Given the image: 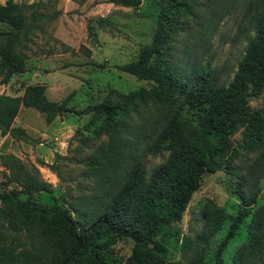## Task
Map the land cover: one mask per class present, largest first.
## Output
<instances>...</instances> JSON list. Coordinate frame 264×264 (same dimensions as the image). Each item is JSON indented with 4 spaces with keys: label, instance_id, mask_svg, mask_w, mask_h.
Masks as SVG:
<instances>
[{
    "label": "trees",
    "instance_id": "1",
    "mask_svg": "<svg viewBox=\"0 0 264 264\" xmlns=\"http://www.w3.org/2000/svg\"><path fill=\"white\" fill-rule=\"evenodd\" d=\"M107 1L124 8L141 3ZM158 5L151 43L134 61L118 67L150 82L148 89L126 94L109 90L98 105L83 110L48 101L40 83L25 86L17 97L0 95L1 135L17 140L14 135L21 130L12 124L18 111L27 108L40 114L46 125L64 113L89 114L76 132V160L98 141L79 157L92 179L87 193L67 199L62 195L49 205L32 198L34 193H51L48 184L14 156L0 157L7 183L15 185L0 193V264H223L222 253L242 226L245 239L234 250L231 264H264V204L253 208L264 167L239 176L232 166L238 155L230 143L232 134L242 129L239 147L246 153H264V108L247 106L264 88V5L250 18L252 35L226 85L195 63L172 60V43L181 32L182 18L193 16L195 0H160ZM35 9L36 4L13 0L0 4V84L25 72L20 48L34 28ZM183 105L198 112L195 125L179 117ZM162 153L166 160L147 176L144 157ZM218 171L237 177L232 194L239 205L215 247L213 262L205 259L209 241L226 220L224 210L215 206L201 210L202 226L194 239L182 235L178 241L183 263L164 261L161 240L178 239L175 224L202 175ZM117 245L129 247L127 257L117 252Z\"/></svg>",
    "mask_w": 264,
    "mask_h": 264
},
{
    "label": "rangeland",
    "instance_id": "2",
    "mask_svg": "<svg viewBox=\"0 0 264 264\" xmlns=\"http://www.w3.org/2000/svg\"><path fill=\"white\" fill-rule=\"evenodd\" d=\"M13 1L25 5L36 4L38 16L27 40L21 43L20 53L24 59L25 72L13 75L7 84H0V95L20 96L25 86L38 82L45 85L44 96L48 101V98L60 99L53 103H61L73 110H83L98 105L109 90L126 94L150 87V82L122 73L118 67L134 61L140 49L151 43L160 0H141L137 8L113 6L107 0ZM4 2L0 0V4ZM195 4L193 16L182 18L181 32L172 43V60L195 63L196 66L212 71L218 83L226 85L232 79L237 62L243 56L244 47L252 35L250 18L264 5V0H195ZM34 73L39 78H33ZM247 106L254 111L263 110L264 88L258 97L248 101ZM29 111L33 114L28 118L20 112L14 119V125H23L22 120L26 118L31 127L37 129L41 126L43 118L40 114L32 109ZM149 112L152 111L149 109ZM141 114L144 116L143 111ZM178 115L185 123L195 125L198 112L183 105ZM61 116L64 117L61 119ZM58 117L61 123H65V135L61 140L62 146H55L58 149L56 153L39 158L24 152L13 143L9 147L20 153L18 160L30 174L50 186L51 193L32 195L33 200L40 205H49L53 198L62 195L66 196L65 199L84 195L92 184L85 167L79 163V157L87 155L98 141L91 142L88 149L76 155L77 160L72 158L78 140L76 132L82 130L89 114L76 116L64 113ZM241 130L237 129L230 137L231 148L238 155L232 166L237 168L239 176L246 177L251 170L260 169L262 165L264 167V153L244 152L239 147ZM20 132L14 138L27 141L25 133L22 130ZM42 142L43 148L53 147L47 138ZM7 146L5 144L0 148V157L9 155ZM166 158V153L145 156L143 162L147 176ZM236 182V176L222 171L202 175L198 190L192 194L181 220L175 224L180 236L177 240H161L165 248L164 261L183 263L178 241L182 235L194 239L202 226L201 210L215 206L224 210L226 220L221 230L209 241L205 259L208 263L213 262L215 247L223 238L239 205L232 194ZM14 188L15 185L7 183V172L2 168L0 160V193ZM24 198V195H20L21 200ZM263 204L264 175L258 182V194L253 208ZM247 221L248 218L244 225ZM244 239L242 226L224 249L223 264H231L234 250ZM116 250L124 257L129 254L128 246L117 245Z\"/></svg>",
    "mask_w": 264,
    "mask_h": 264
},
{
    "label": "crops",
    "instance_id": "3",
    "mask_svg": "<svg viewBox=\"0 0 264 264\" xmlns=\"http://www.w3.org/2000/svg\"><path fill=\"white\" fill-rule=\"evenodd\" d=\"M33 78H39V75L34 73L33 74ZM38 83V82H35ZM43 84V83H40ZM45 86V85H44ZM46 94V92H45ZM8 95V94H5ZM10 96V95H8ZM47 96V95H46ZM49 101L51 102H58L60 101V99H51L48 98ZM20 112H23L24 117L28 118L29 116H31V111H29V109L27 108H21L18 113L17 116L20 114ZM64 116H61V119ZM26 118H23L22 120V124L23 125H19L16 126L14 125V123L12 124L13 128H18L21 129L25 135L28 137L27 141H20V140H13L12 138H10L7 134L5 135H1L0 134V148H3L5 146V144H7V152L9 155L14 156L15 158L19 159L20 153L19 152H14L13 150H11L10 144L15 145L16 147L20 148L21 150H23L24 152H27L33 156H37L39 158H42V156H51L52 154L57 152V145L62 146V142L61 140L63 139L65 132H63L65 130V123L60 122V118L59 117H55L53 119L52 122H50L49 124H44L42 121V125L38 126L37 129L31 127L28 123V121L26 120ZM15 122V120L13 121ZM43 133V135H42ZM46 134V135H45ZM44 138H47L48 141L52 142V148H43V143L42 142L44 140ZM32 140H37V141H32ZM13 147V146H12Z\"/></svg>",
    "mask_w": 264,
    "mask_h": 264
}]
</instances>
